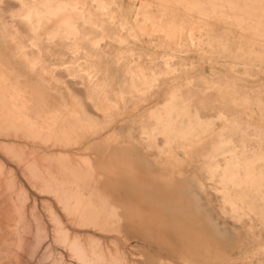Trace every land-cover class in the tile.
<instances>
[{
	"label": "rangeland",
	"instance_id": "obj_1",
	"mask_svg": "<svg viewBox=\"0 0 264 264\" xmlns=\"http://www.w3.org/2000/svg\"><path fill=\"white\" fill-rule=\"evenodd\" d=\"M96 1L0 0V263L264 264V0Z\"/></svg>",
	"mask_w": 264,
	"mask_h": 264
},
{
	"label": "bare ground",
	"instance_id": "obj_2",
	"mask_svg": "<svg viewBox=\"0 0 264 264\" xmlns=\"http://www.w3.org/2000/svg\"><path fill=\"white\" fill-rule=\"evenodd\" d=\"M96 2H99L100 4H102V5H105L107 2H106V0H97ZM98 6H101V5H98ZM44 8H46V10H47V12H50V13H55V16H60V15H63L64 13L60 10V8L59 9H56V8H54L53 6H51V5H46V7H44ZM100 8V7H99ZM101 9H103L102 7H101ZM21 121V120H20ZM8 123V122H7ZM22 123V122H21ZM24 124V123H23ZM25 128V127H24ZM8 143V142H7ZM4 158V157H3ZM2 159V158H1ZM5 159V158H4ZM9 163V162H8ZM10 165H11V163H10ZM159 194V193H158ZM168 196V195H167ZM22 204V203H21ZM24 205V204H23ZM22 205V206H23ZM24 207V206H23ZM7 241V240H6ZM10 241H12V240H10ZM5 243V242H4ZM8 243V242H7ZM12 243V242H11ZM6 244V243H5ZM6 245H8V244H6ZM7 247V246H6ZM12 247H13V243L11 244V246L9 247V249H8V255H7V260L11 263V250H12ZM4 254V253H3ZM2 256H4V255H2ZM1 256V257H2ZM4 257H6V256H4ZM6 260V261H7ZM7 263V262H6ZM9 263V264H10ZM1 264V263H0ZM3 264V263H2Z\"/></svg>",
	"mask_w": 264,
	"mask_h": 264
}]
</instances>
